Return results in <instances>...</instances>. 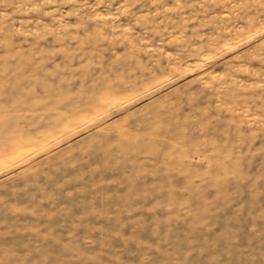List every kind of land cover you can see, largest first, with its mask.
<instances>
[{"label": "rangeland", "instance_id": "374dc122", "mask_svg": "<svg viewBox=\"0 0 264 264\" xmlns=\"http://www.w3.org/2000/svg\"><path fill=\"white\" fill-rule=\"evenodd\" d=\"M0 264H264V0H0Z\"/></svg>", "mask_w": 264, "mask_h": 264}]
</instances>
